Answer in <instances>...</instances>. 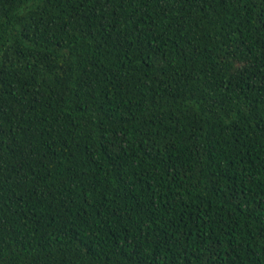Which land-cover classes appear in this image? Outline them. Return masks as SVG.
I'll use <instances>...</instances> for the list:
<instances>
[{"label": "trees", "instance_id": "16d2710c", "mask_svg": "<svg viewBox=\"0 0 264 264\" xmlns=\"http://www.w3.org/2000/svg\"><path fill=\"white\" fill-rule=\"evenodd\" d=\"M0 264H264V0H0Z\"/></svg>", "mask_w": 264, "mask_h": 264}]
</instances>
